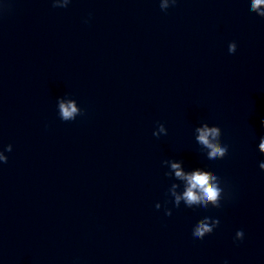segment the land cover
<instances>
[{
    "label": "clouds",
    "instance_id": "clouds-1",
    "mask_svg": "<svg viewBox=\"0 0 264 264\" xmlns=\"http://www.w3.org/2000/svg\"><path fill=\"white\" fill-rule=\"evenodd\" d=\"M71 0H52V5L54 8H66ZM177 0H160V8L162 11H166L170 6H174ZM250 11L254 12L257 16L264 18V0H250ZM237 49V44L233 41L228 45V52L230 54L235 53ZM58 114L63 121H72L78 115H82L83 112L77 108L75 103L69 102L65 103L62 100L58 102ZM261 127H264V120L261 121ZM198 132L197 140L198 142L209 149L207 158L209 160L222 159L228 153V145L221 143V129L218 126L209 127L207 123H204L202 127L197 128ZM163 133L167 134V130L163 124H159L153 135L159 137ZM6 152L12 151V145L9 144L4 150H0V162L7 163L8 157L4 154ZM260 153L264 155V137L260 138ZM175 169V175L178 178L187 181V188L183 192V195H176L174 192L172 195L175 197L173 203L176 207H179V202L183 199L188 207L193 205H202L207 208L209 204L216 208L221 205L219 203V197L221 189L216 186L217 176L211 171H196L190 175H185L179 168L178 164L173 163L171 165ZM261 170H264V162L259 164ZM161 205L156 204V208L159 209ZM166 215H171V210L166 209ZM219 225L218 219H211L205 216L203 219L199 220L193 227L192 235L194 238L202 239L208 234H211L215 228ZM244 238L243 230H238L235 234V240L242 241Z\"/></svg>",
    "mask_w": 264,
    "mask_h": 264
}]
</instances>
